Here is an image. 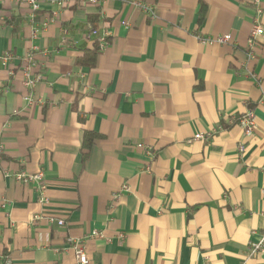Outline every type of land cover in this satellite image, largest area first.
Instances as JSON below:
<instances>
[{"label":"crops","instance_id":"crops-1","mask_svg":"<svg viewBox=\"0 0 264 264\" xmlns=\"http://www.w3.org/2000/svg\"><path fill=\"white\" fill-rule=\"evenodd\" d=\"M254 14L253 0H42L37 12L1 1L0 264H76L70 237L93 264H264L249 248L264 235V33L248 58ZM104 32L95 64H78ZM224 33L232 42L197 36ZM31 60L43 78L27 86ZM248 110L250 134L239 123ZM22 170L45 172L48 205L13 178Z\"/></svg>","mask_w":264,"mask_h":264},{"label":"built area","instance_id":"built-area-1","mask_svg":"<svg viewBox=\"0 0 264 264\" xmlns=\"http://www.w3.org/2000/svg\"><path fill=\"white\" fill-rule=\"evenodd\" d=\"M3 0H0V2ZM20 4L26 5L32 9L33 12H37L41 9V3L42 0H14ZM76 1H79L81 3L89 2L92 4H100L107 0H50L51 3L57 4L60 7H67L69 5H72ZM137 6L142 8L146 13H148L151 16H154V7L150 3H145L141 1L134 2ZM253 4L255 5V14L253 16L252 20V29L250 32V40H249V46H248V58H254L256 56V51L259 46V37L264 33V25H263V15H264V8L261 5L260 0H253ZM48 25V22L44 23V27ZM91 34H97L98 30L95 28L91 29ZM109 33L104 32L99 36V45L100 48H103L107 44V38ZM198 38L208 44H224V43H230L232 42V35L230 33H224L219 34L215 36H203L201 34L197 35ZM12 57L11 54H7L4 57V62H7ZM35 61L31 60L29 64H27L24 68V74H25V84L27 86L33 85L35 82L40 81L43 78V75L41 73L32 76L31 75V66L35 65ZM240 125L246 132V134H250L255 126H256V120H255V114L253 110H248L246 113H244L240 120ZM210 135L209 132H199L195 134V139H205ZM140 147H143L146 152L152 154L153 150L144 145L139 144ZM239 149L241 151L244 150V145L240 144ZM5 153V146L0 144V159L3 158V155ZM13 178L22 183L26 184H32L35 186L36 191L39 193V202H41L43 205H48L50 203V197L48 195V182L46 180L45 172L43 170H37L36 172H29L26 170H22L16 173L12 174ZM42 218L41 214H35L34 219H40ZM46 219L49 224H58L60 226L65 224L64 219L56 218L53 215H47ZM100 232H94L92 236H101ZM68 242L73 246L76 252L77 257V263L76 264H93L90 260V258L87 255L85 243L82 240H78L76 238H68ZM250 255H255L264 252V235L261 237L259 241L251 242L250 243Z\"/></svg>","mask_w":264,"mask_h":264},{"label":"trees","instance_id":"trees-1","mask_svg":"<svg viewBox=\"0 0 264 264\" xmlns=\"http://www.w3.org/2000/svg\"><path fill=\"white\" fill-rule=\"evenodd\" d=\"M98 50H99V42L98 40H96L91 47L86 48L84 50V54L79 58L78 64L93 66L95 64L96 54ZM95 137H96L95 133L87 132L85 134L84 147L86 148L91 147Z\"/></svg>","mask_w":264,"mask_h":264}]
</instances>
